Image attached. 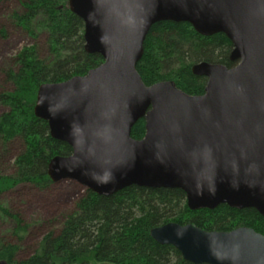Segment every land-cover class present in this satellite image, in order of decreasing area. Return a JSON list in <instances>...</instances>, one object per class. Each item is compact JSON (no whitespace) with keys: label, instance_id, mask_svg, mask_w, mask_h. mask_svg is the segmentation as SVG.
Wrapping results in <instances>:
<instances>
[{"label":"water","instance_id":"1","mask_svg":"<svg viewBox=\"0 0 264 264\" xmlns=\"http://www.w3.org/2000/svg\"><path fill=\"white\" fill-rule=\"evenodd\" d=\"M84 24V51L102 63L84 76L41 84L34 116L71 148L53 157V183L74 181L110 197L131 186L179 189L190 211L253 209L264 217V0H67ZM160 22L187 23L232 44L227 68L192 66L206 79L192 96L173 81L146 86L136 71ZM144 120L142 139L133 126ZM150 237L191 264H264V236L251 228L205 231L189 223ZM0 264H8L1 260Z\"/></svg>","mask_w":264,"mask_h":264},{"label":"trees","instance_id":"2","mask_svg":"<svg viewBox=\"0 0 264 264\" xmlns=\"http://www.w3.org/2000/svg\"><path fill=\"white\" fill-rule=\"evenodd\" d=\"M9 0H0V7ZM16 3L7 19L31 43L0 66L9 90L0 92V165L13 143L19 152L11 158V174L0 169V261L8 264H191L169 245L150 237L152 228L175 222L192 223L205 231L227 232L247 227L264 236V217L253 209L235 210L220 205L214 210L190 211L179 189L131 186L103 197L84 190L59 227L45 231L26 248L33 227L9 208L3 198L23 185L46 191L53 182L47 167L55 156H69L71 148L54 140L45 121L34 116L38 88L84 76L102 63L99 55L84 51V24L67 0H11ZM6 20V19H5ZM0 27V37H6ZM42 38V39H41ZM46 52L42 54V46ZM231 42L221 33L204 37L187 23L160 22L151 27L136 71L146 86L173 81L186 94L204 93L206 79L196 77V63L235 66ZM144 120L131 129L140 140ZM6 154V155H5ZM32 237V236H31Z\"/></svg>","mask_w":264,"mask_h":264},{"label":"rangeland","instance_id":"3","mask_svg":"<svg viewBox=\"0 0 264 264\" xmlns=\"http://www.w3.org/2000/svg\"><path fill=\"white\" fill-rule=\"evenodd\" d=\"M16 3L6 1L0 7V27L5 28L6 37H0V66L5 60L12 58L23 46L31 43V40L23 32L8 21V12L12 11ZM6 19V20H5ZM42 39V38H41ZM40 40L39 47L45 55V48ZM9 90V85L4 82L0 73V92ZM3 109L0 108V112ZM10 155L0 165L1 172L11 174V158L19 152V143H13ZM6 155V154H5ZM83 189L74 181H62L53 183L46 191H38L27 185L18 187L14 192L6 195L2 200L12 210L20 214L23 220L31 224L33 231L27 241L26 248L35 244L45 231L59 227L63 216L73 210L74 203L83 193ZM6 226L0 223V232L5 231ZM102 264V263H91Z\"/></svg>","mask_w":264,"mask_h":264}]
</instances>
